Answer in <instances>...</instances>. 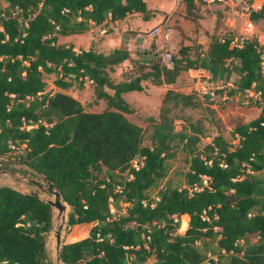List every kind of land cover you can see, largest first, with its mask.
Returning a JSON list of instances; mask_svg holds the SVG:
<instances>
[{
	"label": "trees",
	"instance_id": "obj_1",
	"mask_svg": "<svg viewBox=\"0 0 264 264\" xmlns=\"http://www.w3.org/2000/svg\"><path fill=\"white\" fill-rule=\"evenodd\" d=\"M182 0L187 15L194 2ZM0 7V169L43 175L67 204L66 226L93 223L83 238L62 242L65 264H264V83L255 36L241 39L232 29L210 34L205 49L183 45L170 65L153 55L134 62L136 75L113 83L112 66L128 58L125 49L107 54L89 48L75 51L58 36L80 34L90 26L148 15L144 0H4ZM219 13L214 28L218 27ZM250 20H264V0ZM257 26V24H256ZM155 48L144 52L154 53ZM204 70L212 84H230L214 96L227 99L246 91L255 117L236 123L230 146L215 132L197 146L199 123L173 129L174 108L195 109L193 93L167 89L157 118L150 120L149 145L143 130L124 114L132 111L122 93L141 91L140 81L173 83L180 72ZM53 74L58 89L44 91L43 75ZM92 88L87 111L63 92L73 84ZM152 120V122H151ZM181 145L187 155L184 185H166L155 199L147 190L167 171V160ZM137 161L138 167L132 166ZM201 176L206 177L202 184ZM125 203L123 211L119 204ZM110 206L113 211L110 210ZM118 210V212H117ZM183 233H176L179 218ZM175 218V220L173 219ZM51 207L35 196L0 186V264H50L46 235ZM219 228L218 230H215Z\"/></svg>",
	"mask_w": 264,
	"mask_h": 264
},
{
	"label": "rangeland",
	"instance_id": "obj_2",
	"mask_svg": "<svg viewBox=\"0 0 264 264\" xmlns=\"http://www.w3.org/2000/svg\"><path fill=\"white\" fill-rule=\"evenodd\" d=\"M149 2V4L156 5L158 8L165 10V12L155 10V13H157L153 15L155 18L152 21L153 27L151 26V30L157 29V33L151 40V44L155 48L152 56L156 55L160 63L165 65L161 59V56L164 52H168L172 56L177 54V49L181 44L191 46L196 43L195 39L186 38L185 36V33L190 34V36H193L194 33H197L198 25L195 24L196 16L186 14L182 0H149ZM194 3L195 7L193 12L194 15L199 16L197 18L200 19L202 26L201 28H198L201 30V32H203V30L205 32L210 30L211 32L213 31L212 33H214V20L217 13H219V33H222L227 29H232L236 33L239 32L242 19L240 17L233 18L230 16L229 9L227 7L222 8L213 3L207 4L205 2L197 1ZM172 4L173 6L169 8V6ZM4 6V0H0V7ZM224 22L228 24L230 28L224 27ZM256 24L258 32L264 33V20H257ZM98 29L99 25H93L80 34L58 36L57 43L64 45L70 44L74 48H78L77 50L83 49V47L94 49V41L99 36ZM154 39L157 41L156 45L160 46L161 49H156ZM124 67L125 70L123 74L119 70H113L111 73H108L112 82L115 83L117 81L128 80L129 78H132L136 75L137 68L135 67V64L127 62ZM122 69L123 68H121V71H123ZM197 78L201 77L199 76ZM53 79V74L43 75V80L46 83L44 91L52 93L54 91L61 90L52 84ZM146 87L147 84L145 85V88ZM62 91L70 94L73 97H76L83 108L87 111H100L104 107L103 102H97L96 104L92 103L93 94L91 86L88 82H85L81 88L77 87L76 84H73L70 88ZM154 93L155 92L153 89H142L140 93L134 94V96L129 99V101L131 100L130 102L126 101L131 107L132 111L130 113L124 114V116L142 128V145H149L150 143L149 135L151 131V123L149 117L156 119L158 115L159 101H157L158 97L155 96ZM207 102L208 105L201 106L197 109L174 108L169 114L173 118V129L176 131H179L180 129L187 131L189 123L196 121L199 123V125H201L203 133L197 144L199 147L209 142L215 132H219L224 135V138L229 143V145L234 146L236 144V139L231 138L229 135L231 128L236 123L247 122L248 120L255 117L258 113L257 107L248 106L246 103H244V97L241 94L234 95L227 99L215 97L211 100H207ZM9 157L10 156L5 155L0 158L4 160L9 159ZM187 158L188 157L185 151L181 148V145H178L177 148H174V156L167 160V171L165 177L159 180L155 187L147 190L148 197L155 199L156 192L166 185L173 187H181L184 185V173L187 170ZM1 170L2 169H0V185H10L21 190H25L24 183L22 182L23 178L16 179L17 176H22L20 173L15 171L10 172V174L14 177L12 178L10 175L2 172ZM124 206L125 203H120L118 210L123 211ZM110 210L113 211L111 206ZM179 219V224L175 232L181 234L186 227L187 220L186 218L182 217ZM92 224L93 223L78 224L70 227H67L66 224H64L61 242H69L83 238L86 236L88 229ZM51 225L50 232H53V220ZM50 232L46 235L45 249L48 261L50 264H52L51 258L53 253V243ZM141 264H154V259L150 257Z\"/></svg>",
	"mask_w": 264,
	"mask_h": 264
},
{
	"label": "crops",
	"instance_id": "obj_3",
	"mask_svg": "<svg viewBox=\"0 0 264 264\" xmlns=\"http://www.w3.org/2000/svg\"><path fill=\"white\" fill-rule=\"evenodd\" d=\"M144 3H145L146 9L149 11L146 18H144L142 14L138 12L128 13L122 19L108 21V22L106 21L99 25V29H98L99 36L94 41L93 50L96 49L97 50V51L95 50L96 52H100L102 54H107L111 52L113 49H125L129 52L128 58L126 60H124L123 62L119 64L112 66V71L119 70L123 74L125 70L124 66L127 64V62L146 63L152 57L151 52L147 53L144 51L150 48L151 40L154 38L155 34L157 33V29L151 30V28L153 27L152 21L155 18L153 15L157 13V12L155 13V10L164 11V12L165 10L158 8L156 5L149 4L150 3L149 0H144ZM207 4H210V3H207ZM213 4L218 5L223 8L221 4H216V3H213ZM171 6H173V4L170 5L169 8ZM195 16H196L195 24L201 28L202 25L200 23V19L197 18L199 16L197 15ZM223 26L226 28L229 27V25L226 24L225 22ZM198 27H197V33H194L193 36H190V34L188 33H185V36L186 38L195 39L196 43H199L203 47V49H205L209 41L208 36L212 34L213 31L211 32L210 30H207V32H205L203 30V32H201V30ZM219 29L220 28L217 27L214 30V33H219ZM72 35H76V34H72ZM156 40L154 43L155 45L157 44ZM73 49L77 50L78 48L73 47ZM87 49L88 47L86 48L83 47V50H87ZM156 49L157 50L159 49L157 45H156ZM121 68H123L122 69L123 71H121ZM109 72L111 73V71ZM199 75H200L199 69L198 70H187V71L180 72L173 83H169V84L163 83L160 85H154L150 83L148 80H142L140 81V85L142 86V89H153L155 92L154 93L155 96L158 97L157 101H159V103H160L161 95L167 89L179 91L185 94L191 92L196 97V99L194 100L198 102V106L195 108L197 109L201 106L208 105L207 100H211L208 97V95L203 94V91H202L203 78H197L199 77ZM146 84H147V87L145 88ZM140 92L141 91H128V92L122 93L121 96L125 101L130 102L131 100L129 101V99H131L134 96V94H137ZM224 98L225 97H223V99ZM97 102L99 103L102 101L98 100Z\"/></svg>",
	"mask_w": 264,
	"mask_h": 264
},
{
	"label": "built area",
	"instance_id": "obj_4",
	"mask_svg": "<svg viewBox=\"0 0 264 264\" xmlns=\"http://www.w3.org/2000/svg\"><path fill=\"white\" fill-rule=\"evenodd\" d=\"M205 3H216L221 4L223 7H227L229 9L230 16L233 18L240 17L242 19V23L239 28V32L237 33L241 39H246L251 36H255L256 39V46L255 49L260 54V68H261V74H262V82L264 83V33H260L257 30V26L255 23H253L250 18L249 14L251 11H257L261 7V0H201ZM159 49H161L160 46H158ZM162 61L165 63V65H170L171 55L168 52H164L161 56ZM200 71V77L203 78V94L208 95L210 99L214 96V91L216 89H221L227 86H230V84H212L209 80V74L199 69ZM252 96L253 98L258 99V92L252 93L250 91H246L244 94V103H248V97ZM225 97V96H223ZM138 162L133 161L132 166L136 169L138 167ZM202 178V184H206V177L201 176ZM175 220V218H173ZM219 228L215 227V230H218Z\"/></svg>",
	"mask_w": 264,
	"mask_h": 264
},
{
	"label": "water",
	"instance_id": "obj_5",
	"mask_svg": "<svg viewBox=\"0 0 264 264\" xmlns=\"http://www.w3.org/2000/svg\"><path fill=\"white\" fill-rule=\"evenodd\" d=\"M2 172L7 173L10 177L14 178L10 172L2 169ZM40 179L39 181H33L29 179L27 176H17L16 179H26L27 184H24L25 190H21L17 187L10 185H0V186H8L20 193L28 194L37 197L41 201L47 203L51 207V222L54 221L53 232H50V236L52 237L53 243V253H52V264H65L60 257V246L62 244V229L64 224H66V214L68 211L67 204L62 200L57 187L50 182L46 176L36 175ZM29 184V185H28ZM54 211V213H53ZM52 226V225H51ZM50 226V229H51ZM46 244V243H45Z\"/></svg>",
	"mask_w": 264,
	"mask_h": 264
},
{
	"label": "flooded vegetation",
	"instance_id": "obj_6",
	"mask_svg": "<svg viewBox=\"0 0 264 264\" xmlns=\"http://www.w3.org/2000/svg\"><path fill=\"white\" fill-rule=\"evenodd\" d=\"M19 173V172H18ZM22 176H27L29 179H31V180H33V181H39V177H37L36 175H33V174H31V173H29V172H23V173H20ZM22 182L24 183V184H27V180L26 179H23L22 180ZM29 185V184H28Z\"/></svg>",
	"mask_w": 264,
	"mask_h": 264
}]
</instances>
